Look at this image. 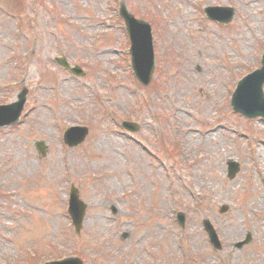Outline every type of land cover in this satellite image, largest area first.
I'll list each match as a JSON object with an SVG mask.
<instances>
[{
  "label": "rangeland",
  "instance_id": "374dc122",
  "mask_svg": "<svg viewBox=\"0 0 264 264\" xmlns=\"http://www.w3.org/2000/svg\"><path fill=\"white\" fill-rule=\"evenodd\" d=\"M118 2L144 14H149V7H157L160 16L157 31L161 39L157 48L162 73L158 72L149 89H142L151 94L150 99L162 110L170 113V106L174 105L175 117L181 119L180 132L175 136L180 137L184 153L164 152L166 161L175 164L184 156L188 158L186 152L191 157L204 154L199 162L202 170L193 177L194 191L205 192L207 197L199 210L190 212L186 226L194 253L202 264H264V121L246 118L224 106L237 80L259 66L264 46V0H0L8 12L17 14L16 11L25 9L23 15L32 22L22 21L23 27L26 30L33 27L35 32L30 39L33 46L29 47L35 53L23 82L28 90L25 111L17 125L0 129V258L15 260L35 247L38 259L50 254L86 255L96 251L98 258L88 264H115L112 256L147 235L122 241L118 236L126 232L123 229L114 239L107 236L110 221L103 214L109 215V201L106 206H98L101 203L97 200L99 192H106L114 200L120 189L110 184H119L121 177L126 178L122 168L127 162L122 161L121 155L130 154V144L123 148L124 140L121 142L105 129L111 117L101 106L114 108L113 120L131 117V110L135 111L136 119L146 117L144 106L132 99L130 88L137 83L130 77L126 60L118 53V49L126 47L125 41L116 42L117 37L113 40L101 33L107 21L113 26L120 25L115 12ZM206 4L233 5L237 14L229 24L215 25L202 13ZM22 5L24 9H19ZM15 22L0 10V55L8 52L15 42ZM60 30L62 38L57 37ZM18 50L12 56H19ZM59 52H65L70 60L87 69L90 66L89 76L75 79L56 67L50 59ZM18 73L1 64L0 83L8 75ZM151 90L157 94L153 96ZM91 92L99 104L86 101ZM162 93L170 100L166 107ZM14 94L10 89L0 90L6 100H11ZM109 95L114 102L107 100ZM126 103L131 104L126 108ZM191 119L197 132H186L185 123L191 126ZM75 122L90 123L89 136L80 145L66 148L61 141L62 131ZM38 139L47 145L41 158L35 156ZM168 142L173 147L171 136ZM142 158L134 150L132 160L141 162L135 164L137 168L151 172L146 163L149 158ZM228 158L237 160L240 169L227 177L224 160ZM84 172L88 176L78 186L83 192L81 198L87 202V218L84 230L72 235L65 211L68 181L64 176L72 174L74 180L82 182L78 177ZM94 177L101 183L95 182ZM33 178L36 185L32 184ZM176 181L175 175H171L164 187L167 189L168 183L176 187ZM158 185L144 193L153 207L162 202L166 208L163 215L137 204L135 196L132 198L133 206L140 211L134 215L141 223L139 228L147 226L150 233L158 222L169 224L166 217L169 198L163 183ZM18 189H22L20 194ZM160 190L161 193L153 195ZM8 191L16 193L7 194ZM121 202V208L126 209L127 203ZM222 205L226 206L225 211H219ZM203 217L211 219L217 227L224 245L222 250L215 252L206 243L199 228ZM143 218L147 221L142 224ZM172 229L179 233L173 223ZM246 232L251 233V240L240 249L234 248L233 242L242 239ZM106 238L112 241L102 244ZM52 241L60 248L59 253ZM224 254H228V260H216ZM128 257L117 264H125ZM25 263L32 261L27 258Z\"/></svg>",
  "mask_w": 264,
  "mask_h": 264
},
{
  "label": "water",
  "instance_id": "95a60500",
  "mask_svg": "<svg viewBox=\"0 0 264 264\" xmlns=\"http://www.w3.org/2000/svg\"><path fill=\"white\" fill-rule=\"evenodd\" d=\"M148 69H150L151 65H147ZM263 79H259L257 81V85L259 86V84L261 83ZM243 83V82H242ZM241 83V84H242ZM249 86V88H248ZM249 90L248 95L250 96V99H252L253 102L257 101V97L255 94V90H253V88L251 89V85H249V83H245L242 84L241 87L239 88L238 91V95H239V100L237 102V107L243 111H245L246 113H248L249 115H253V114H261L260 113V109L257 107H248L246 105H244L241 101V96L247 91ZM237 94V93H236ZM257 96L260 100V93H259V89H257ZM236 102V101H235Z\"/></svg>",
  "mask_w": 264,
  "mask_h": 264
}]
</instances>
